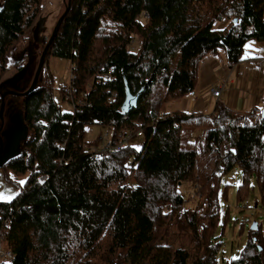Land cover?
Returning a JSON list of instances; mask_svg holds the SVG:
<instances>
[{
  "label": "trees",
  "instance_id": "1",
  "mask_svg": "<svg viewBox=\"0 0 264 264\" xmlns=\"http://www.w3.org/2000/svg\"><path fill=\"white\" fill-rule=\"evenodd\" d=\"M43 7L44 0L0 1V85ZM224 20L229 25L216 29ZM252 41L264 42V0H73L49 51L70 60V83L57 89L44 68L33 93L12 98L23 99L29 137L0 169L17 191L0 201V230L16 255L9 264H264L259 224L227 261H219L215 234L222 175L240 166L239 202L255 186L264 201V102L245 115L222 104L212 115L161 113L164 102L195 94L208 56L225 50L229 64L239 65ZM126 84L133 94L146 87L129 114L122 113ZM66 96L77 103L70 112L61 106ZM93 125L107 127L113 145L138 132L142 143L133 146V137L122 149L96 154L85 149L95 144L86 142ZM195 128L204 139L184 142L183 131ZM184 182L207 200L202 236L196 212L189 221L203 241L192 258L163 244L185 205Z\"/></svg>",
  "mask_w": 264,
  "mask_h": 264
},
{
  "label": "rangeland",
  "instance_id": "2",
  "mask_svg": "<svg viewBox=\"0 0 264 264\" xmlns=\"http://www.w3.org/2000/svg\"><path fill=\"white\" fill-rule=\"evenodd\" d=\"M68 1L69 0H44L42 14V29L41 33L38 36V41L34 38L33 31H31L30 36L28 37L26 42L19 43L13 50L11 57L13 60H11L14 63H17L18 60L21 59V56L24 51L34 50L33 53L35 67L30 70V82L27 84L29 87L36 74V69L38 67V63L41 54L44 50V47L48 43L58 20L65 12L66 7L68 5ZM40 38H42V40H40ZM256 43H263V46H256ZM140 45L141 42L137 37L132 47H134L137 51ZM250 58H258L257 62H260L258 64H261L258 69L254 68L255 66L251 64V61L246 60ZM242 63L244 65L243 81L245 82L244 74L247 69V72L250 74L249 80L254 81L256 85L257 83H260V85L263 84L264 42L252 41L248 43L244 52V61ZM45 69L49 70L50 73L54 75V84L57 89H59L63 84H69L71 79L73 78L71 72V62L70 60L64 58L49 57L45 64ZM15 71H18V64L16 66V69L12 73L11 69H9L5 78H7L9 74L10 75L8 76V78H10L15 73ZM229 76L230 66L228 64L227 71L225 73L219 72L214 76H208L205 62L201 63L198 72L197 88L194 92L195 95L191 94L184 98L164 102L161 107V113L164 114L174 112H188L186 110H189L190 103L193 105L191 110H194L199 107L201 112H204L205 115L214 114V110L216 109L218 104H223L228 109H235L233 107L236 104V98L238 97V94L232 93L228 97H226V92H228L232 88L229 83V80L231 78H229ZM233 79L237 83L240 82V80L236 78V74L234 75ZM217 88L222 89V95H224L222 100H217L212 93V91ZM256 88L257 87H254V89ZM247 92L250 93L251 90H248ZM56 98L59 101L61 99L58 93L56 95ZM227 98L228 102L232 103V107L224 103ZM19 100L20 101L18 103H15L14 107L16 109V112L20 115L23 113V99ZM243 102L245 101L243 100L241 102V106L239 107V110H237L240 115H245L248 112V110L243 107ZM76 105L77 103L75 102V100L70 99L69 96H66L65 102L62 103L61 106L63 111L70 112L72 108ZM203 135L204 131L202 129H188L183 131L182 140L184 142L191 141L197 143L199 142V138H201ZM102 136H108L112 147L114 146L112 142V133L107 129V127L102 125L89 126L86 132V142H91L95 144H85V149H93L96 154H99L98 152H101L102 149L108 144V141H103L101 139ZM122 141H125V136L122 137V139L117 145H122ZM131 143L133 146H140V144L142 143V139L135 136ZM2 176L4 177V179L2 180L6 181L3 171ZM43 178L44 177H42L41 179ZM242 181V172L240 166L238 165L233 170L222 175L221 177V185L218 192L221 215L220 222L218 224V229L215 233L219 237L217 241H222L220 251L218 253L219 261H227L231 260L232 258H237L239 256V254L244 249L246 243L249 240V232L254 223L259 224L261 226V235L264 239V201L261 192L259 188L255 186L254 189L250 190V193L246 197V200L244 202H239L238 189L239 186L242 184ZM11 187L16 190L13 186ZM180 192L186 198V202L184 207L177 211L173 220L171 221L168 229V234L163 239V244L174 247L176 249H185L190 253V256L192 258V256H194L196 253V247L198 242L202 243L203 241H198V239L195 238V235L190 227L189 221L192 218L194 212H196V215H198V217L196 218V222L198 221L197 233L199 234V236H202L203 227L206 226V224L208 223L207 219L204 218L205 213L207 211V200L206 198H202L200 194H198L199 197L195 196L194 187L190 182H184L180 187ZM3 193V191H0V197L2 198ZM5 194H7V192ZM2 198H0V201ZM239 204H241V206H238ZM226 217L230 219L225 223ZM1 238L2 237H0V239ZM1 244L2 246L0 248H2L3 251H9L7 249L6 242L4 239H2ZM199 254L200 256L205 255L204 247H201ZM188 263L191 264L192 260L190 259Z\"/></svg>",
  "mask_w": 264,
  "mask_h": 264
},
{
  "label": "water",
  "instance_id": "3",
  "mask_svg": "<svg viewBox=\"0 0 264 264\" xmlns=\"http://www.w3.org/2000/svg\"><path fill=\"white\" fill-rule=\"evenodd\" d=\"M72 4H73V0H69L65 12L62 14L60 19L58 20L48 43L45 45L44 50H43L41 57H40L39 65H38L33 83L30 86V88L28 90L22 92L21 84L26 79V76H27L28 71L30 69L31 62H29L26 66H24L21 70H19L13 77L6 79L5 81H3L1 83L0 87L8 86L12 89V90H8V91H5L4 93L0 94L1 95L0 98L2 100L1 101V109H0V121H2V123L4 122L3 121L4 120V111H5V107H6L5 97H7V96H19L20 95V96L25 98L28 95H30L31 93H33L39 87V84L41 81V76H42L43 70L45 68L46 60L49 57V51H50L52 45L54 44V42L58 36V33L60 31V28H61L65 18L68 16V14L72 8ZM42 22L43 21L40 20L36 24V26L32 29L35 39L38 38L39 33L41 32ZM145 89H146V87H144L137 94H133L130 91L128 85L126 84V86H125V99H124V102L122 104V113L129 114L135 108H137L139 99L142 96V94L145 92ZM17 118L19 121V125H18L19 127L16 126L12 130L13 131V137H11V139L12 140L14 139L13 143H10L11 144L10 147L12 146L11 147L12 150H7L8 152H4L3 149H0V169H2L8 162L17 158L21 154L22 150L20 149V145H21V148L24 147V145H25V143L29 137V129L24 123L25 121H24L23 114L18 115ZM256 228H257V224L254 223V225L252 226V230H256Z\"/></svg>",
  "mask_w": 264,
  "mask_h": 264
},
{
  "label": "crops",
  "instance_id": "4",
  "mask_svg": "<svg viewBox=\"0 0 264 264\" xmlns=\"http://www.w3.org/2000/svg\"><path fill=\"white\" fill-rule=\"evenodd\" d=\"M228 25H229V21L224 20L223 22H220L219 24H217L216 29L221 30V29L226 28ZM262 44L263 43H256V46H263ZM25 53H26V51L23 52L21 59L18 60L17 63H14L12 61L13 59L11 58L12 59L11 65L9 68V69H11V73L16 69L17 64L19 65L21 63V60H22L23 55ZM256 57H258V56H256ZM246 60L251 61V64H253V66H255L254 67L255 69H258V67L261 65V64H258L260 62H257L258 58H250V59H246ZM204 62L206 65V70H207L208 76H214V75L218 74L219 72L225 73L227 71V64L230 66L229 78L230 77L231 78L229 80V83H230V86L232 88L228 92L225 91L226 97H228L232 93L238 94V97L236 98V104L233 107L236 110L229 108L231 111L237 113L238 112L237 110H239V107L241 106V102L243 100L245 101V102H243L244 103L243 107L246 108V110H248V111L252 110V108H259L262 106V104L264 102V82L261 85H260V83H257V85H256L254 81L249 80L250 74L247 72V69H246V72L244 74V80H245V82H244L243 81V73H244L243 63L239 64L238 66H231L229 64L227 53L225 50H220L217 53V55L208 56L207 59L204 60ZM15 73H16V71H15ZM15 73L13 75H15ZM235 74H236V78L238 80H240L239 83H237L233 79ZM8 76H7V78H8ZM30 77H31V75H29V77L26 80L27 84L30 82ZM254 87H257V88L254 89ZM248 90L249 91L251 90V92L248 93L247 92ZM223 97H224V95H222V93H221V96L219 98H216V97L215 98L217 100H222ZM224 103H226L227 105L232 107V103L228 102V98L225 100ZM192 106L193 105L190 103L189 104L190 108H189V110H186V111L191 112V113L201 112L199 107H197L194 110H191ZM215 110H214V113H215ZM202 113H204V112H202ZM238 114H240V113L238 112ZM2 179H4V177L2 176V170H0V191H3L4 192L3 194L5 195V197H4V195L2 194L3 198L1 199V201L9 202L15 198V196L17 195V191L14 190L8 183H6V181H3ZM6 192H7V194H5Z\"/></svg>",
  "mask_w": 264,
  "mask_h": 264
},
{
  "label": "flooded vegetation",
  "instance_id": "5",
  "mask_svg": "<svg viewBox=\"0 0 264 264\" xmlns=\"http://www.w3.org/2000/svg\"><path fill=\"white\" fill-rule=\"evenodd\" d=\"M33 52H34V50L33 51L32 50L31 51H26V53L23 55V58L21 60V63L19 64L20 66L18 65V71H19L24 66H26L29 62H31L30 69L28 71V74L26 76V79L21 84L22 92L23 91H26V90H28L30 88L27 85L26 80H27V78L30 75V70H32L33 67H35V63H34L35 60H34V53ZM26 55H28V56H26ZM38 65H39V63H38ZM36 71H37V69H36ZM32 83H33V81H32ZM32 83H31V85H32ZM8 90H12V89L10 87H8V86L0 87V94L1 93H4L5 91H8ZM13 97H21V98H24V97H22L20 95L19 96H7V97H5L6 107H5V111H4V120H3L4 122L2 123V121H0V149H3L4 152H8L7 150H12V148H11L12 146L10 147V145H11L10 143H13V140H14V139L13 140L11 139V137H13V131L12 130L16 126L19 127L18 126L19 125V121H18V118H17V116L19 115V113L16 112V109L14 107L15 106V103H13V100H12ZM6 98H8V99H6ZM1 101L2 100L0 98V109H1ZM16 103H18V102H16ZM20 149L21 150L23 149V147L21 148V145H20Z\"/></svg>",
  "mask_w": 264,
  "mask_h": 264
},
{
  "label": "built area",
  "instance_id": "6",
  "mask_svg": "<svg viewBox=\"0 0 264 264\" xmlns=\"http://www.w3.org/2000/svg\"><path fill=\"white\" fill-rule=\"evenodd\" d=\"M109 76H110V74H109ZM212 93H213L214 97L219 98L221 96L222 89L221 88L214 89L212 91ZM141 134L142 133L138 132L135 135L141 136ZM135 135L134 134H130L128 138L125 136V141H123L122 145H116V146L114 145L113 147H112V144H111L108 136H106V137L102 136L103 138L101 137V139L103 141H108V144L102 149V151L106 152V153H110V152H113L115 150L122 149L123 147H125V145H126L125 143L127 141H129L130 139H132L133 137H135ZM203 139H204V137L202 136L199 139V141H202ZM98 157L100 158V156H98ZM45 179L46 178L44 177L42 180H45ZM6 222H8V220ZM0 237H2L0 239V247H1L2 246L1 241H2V239H4V230H0ZM15 256L16 255H15V253L13 251H10V250L9 251H3V249L0 248V264H9V263H11L15 259Z\"/></svg>",
  "mask_w": 264,
  "mask_h": 264
},
{
  "label": "snow or ice",
  "instance_id": "7",
  "mask_svg": "<svg viewBox=\"0 0 264 264\" xmlns=\"http://www.w3.org/2000/svg\"><path fill=\"white\" fill-rule=\"evenodd\" d=\"M20 183H21V184H23L24 182H23V181H21ZM0 198H2V197H0Z\"/></svg>",
  "mask_w": 264,
  "mask_h": 264
}]
</instances>
